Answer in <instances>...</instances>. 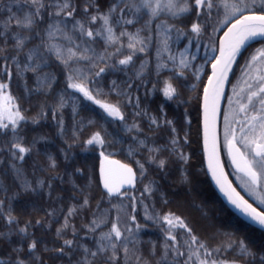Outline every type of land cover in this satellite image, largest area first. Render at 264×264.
I'll return each mask as SVG.
<instances>
[{"label": "trees", "instance_id": "trees-1", "mask_svg": "<svg viewBox=\"0 0 264 264\" xmlns=\"http://www.w3.org/2000/svg\"><path fill=\"white\" fill-rule=\"evenodd\" d=\"M51 2L53 0H44L46 7L41 11L43 19L38 20L31 31L18 29L13 21L10 31L6 33L9 49L15 43V34L32 37L26 41L20 53L19 68L8 61L10 78L0 61V82L8 84V95L14 98L16 108L28 117L16 128V135L32 149L22 161L16 159L11 154V143L14 141L11 124L8 130L0 131V200L5 202L6 207L11 205L12 215L18 220V224L9 225L6 219L0 217V233L6 234V237L0 236V258L5 264H16L17 259H23L26 264H81L87 255L85 248L96 251L101 234L109 232L112 224L117 223L122 232L117 243H126L129 254L125 259L121 250V258L116 264H136V255L141 258L140 264H144V261L147 264H183L189 255L185 245L188 236L178 225L171 229L176 241L169 240L168 243L175 244L185 255L175 257V253L170 251L167 259L164 258L165 229L169 225L158 217L172 212L181 217L211 251V256L206 257L204 251L199 250V259L193 256L189 264H199L200 259L213 258L228 261L229 264L233 261L236 264H261L264 231L243 221L225 205L204 167L202 95L211 65L217 57L219 38L227 26L213 32L209 22L204 33L197 38L195 34L182 35L176 31L180 29L188 33L194 20L190 15L175 18L164 9L158 17H152L150 9L141 8L135 15H126V19L133 20L132 24L116 23L118 17L114 16L113 26L117 34L125 30L129 33L141 30V37H150L146 50L137 52L127 66L117 63V59H122L123 55L107 63L99 61L96 67H92L88 61H80L73 66L89 77L84 83L89 90H93L94 96V90H100L97 99L120 108L124 116V120H120L108 115L83 93L67 87L68 69L56 59L54 53L46 51L48 37L45 30L54 23L48 15L52 11L48 7ZM113 2L71 0L76 7L74 18L56 17L55 20L63 19L60 28L79 44L83 38L74 32L73 23L74 20L86 19L82 11L84 5L98 4L100 11H107ZM33 10L28 0H0V22L7 21L10 15L23 19ZM89 12L94 13L95 8H89ZM222 18L223 14L216 20ZM164 22L174 24L175 28L163 32L157 25ZM99 24L98 21L92 27L96 28ZM121 40L125 45L128 43V37ZM51 42L60 47L67 45L59 33ZM209 43H213V54H209ZM3 45L4 37H0V46ZM37 46L40 50L36 58L29 62L25 54ZM92 47L102 52L106 45L98 38ZM259 48H264V40L254 43L241 55L233 70L229 89L247 57ZM122 51L127 54L131 50L125 47ZM170 56L175 60L169 59ZM181 59L188 64L187 68L180 65ZM36 64H40L36 72L29 70ZM112 64L116 66L111 67ZM101 67L105 71L96 76L95 72ZM38 76L51 77V83L44 81L38 85ZM166 81L176 89L172 99L163 95ZM61 98L64 102L62 108ZM41 112L45 115L41 116ZM32 117L38 122L33 123ZM152 117L172 123L167 125L161 122L160 127H156L151 124ZM134 123L139 125L140 131L132 128ZM173 126L175 133L171 131ZM98 131L105 143L87 144L91 135ZM174 136L179 138L177 145L171 143ZM152 149L160 151L152 152ZM181 153L186 157V162L180 158ZM103 156L135 169L138 180L134 190L126 191L127 195L111 196L102 191L98 168ZM151 156H155L157 162L160 159L165 161L163 169L150 160ZM222 159L228 172L229 161L225 153ZM53 161L54 168L51 166ZM140 164L144 165L143 173ZM41 181L43 186L40 185ZM146 187L150 189V195L145 192ZM85 199L88 200L87 205H84ZM73 206L76 214L70 222L75 226L76 235L65 230L63 237L73 239L74 244L71 249L65 247L64 253H59L55 249L64 245L57 236V229L64 224ZM132 216L135 220L131 219ZM94 219L102 222L95 232H89L84 226ZM37 220L40 224H36ZM29 221L28 235L20 234L18 229ZM127 229H131V233ZM32 240H36L37 248L30 252L28 245ZM239 241H243L252 256L240 255L236 248ZM102 243L107 244L108 241ZM230 243L231 248L228 247ZM217 248L219 252L214 251ZM106 255L101 253L95 258H88L93 264H104L103 257Z\"/></svg>", "mask_w": 264, "mask_h": 264}, {"label": "snow or ice", "instance_id": "snow-or-ice-1", "mask_svg": "<svg viewBox=\"0 0 264 264\" xmlns=\"http://www.w3.org/2000/svg\"><path fill=\"white\" fill-rule=\"evenodd\" d=\"M30 5L33 7V11L24 15L23 19H19L13 15H10L7 21L0 22V37H4V45L0 46V61L3 62L2 66L5 70V74L10 78L11 73L8 70V61L16 64L19 68V56L20 53L26 46V41L30 40L32 37L30 35L20 36L19 33L13 36L15 43L12 45V48L7 47V36L6 33L10 31L12 22L15 21V26L20 30H29L31 31L38 20L43 19L41 11L45 9L44 0H28ZM48 7L52 8V11L48 12V15L53 18L54 23L48 25L46 29V34L48 37V42L46 43V51L54 53L56 59L59 60L67 69V87L75 89L89 99L98 104L103 108L108 115L113 117H118L120 120H124V116L120 111V108L115 104L104 103L100 99H97L96 96L100 95V90H94L96 96L93 95V90H89L85 86V81L89 80V77L82 72V70L74 67L73 65L79 64L80 61H88L92 67H96L97 62L103 61L108 62L113 58H118L123 55L122 59H117L119 65H129L133 61V57L137 52H144L146 50V43L150 37H141L140 31L137 30L135 33H129L126 30L120 31L119 34L116 33L113 26V17H118L115 21L120 23L121 21L126 24H132V19H126V15L131 13L135 15L140 11L141 8L150 9L152 17H158L161 10L167 9L172 17L179 18L183 16H192L194 20L188 29V33L182 32L180 29L176 31L182 35L195 34L198 38L200 37L205 28L211 22L213 32L217 31L218 28L227 27V31L224 32V39L220 43L218 49L220 55L216 58V62L212 64V78L209 79V85L212 86V102H211V117L213 122V128L215 127L216 120V104L221 99L222 88L227 80V73L230 72L229 65L235 62V57H237L243 48L247 46V43L252 40L261 39L264 40V0H232L231 3L228 0H167V3L164 4L161 0H155L153 5V0H114V2L108 7L107 11H100L98 4L86 3L83 7V13L86 16L85 20H74L73 30L78 32L79 36L83 38L82 43L77 44L73 36L68 35L62 28L60 24L64 23V20H55L56 17H72L74 18L76 7L71 3V0H53ZM89 8H95V12H89ZM215 13V15H214ZM248 13V14H245ZM223 14L224 19L217 21L216 17ZM100 22L99 26L93 28L92 25H96L97 22ZM157 27L163 32L167 33L175 28V25H169L166 22L158 24ZM53 29L54 31H50ZM59 33L61 37L67 41V45L60 47L55 43H52V39L55 34ZM128 37V43L125 45L121 38ZM102 39L106 45L102 52H97L95 48L92 47L96 43L97 39ZM211 39V37H210ZM42 43H44L42 39ZM125 47L131 51L127 54H124L122 51ZM39 46L35 49H30L26 53L27 60L29 62L33 61L36 58L37 53L39 52ZM164 50H167V40L164 41ZM259 56L264 57V50L257 49ZM159 55V49H158ZM41 59L43 57L41 56ZM169 59L175 60V57H169ZM252 60H256L257 56L253 55ZM180 65L184 68L188 67V64L181 59ZM245 65H248V61H245ZM115 67V64L110 65ZM40 67V64H36L35 67L30 68L29 70L36 72ZM105 69L103 67L99 68V71L95 72L96 76H99L103 73ZM183 75V72L180 73ZM264 80V78H262ZM47 81L48 84L51 83V77L45 76L43 78L37 77L38 85L42 82ZM215 81V83H214ZM115 83V82H113ZM251 85L249 88L251 89ZM8 90V84L0 82V99L4 101H12L14 104V98L10 95H6ZM163 95L167 99H172L176 94V89L172 86L171 83L165 82L163 88ZM208 100L209 93L208 89H205V148L208 150L209 154V167L212 168V161L216 158V139L215 133H213V141L211 149L208 148L207 140V125H208ZM228 103L231 104L233 101L231 97L227 98ZM247 103H240L239 100L235 101L239 104V112L244 114L245 119L236 121L239 124V135L237 131L232 127L231 123L228 121L227 116L225 117V139L228 140V146L230 153L233 154V162L236 163L240 171L244 172L249 178L253 185L264 184V82H261L258 87L250 91L249 95L246 97ZM64 106L63 98H61L60 107ZM6 109L3 106H0V131L8 130L9 124H11V131L14 134V141L11 143V154L18 160H23L25 155L31 152V147L26 146L22 142V138L16 135V128L20 126L21 121H27L26 117L17 107L15 112L9 110L8 123L4 122L3 112ZM163 113V106L160 109ZM251 113V114H250ZM41 116L45 113L41 112ZM140 115V113H136ZM55 117V111L53 112ZM32 122L37 123L38 120L35 117H32ZM164 123L171 125V121L162 120L158 121L155 117L151 118V124L156 127H160V124ZM62 124V121L60 122ZM132 128L140 131L139 125L133 124ZM132 129L130 128L129 131ZM171 131L175 133V127L173 126ZM231 139H228V137ZM87 144L92 145L94 143L103 145L105 143L104 138L101 133L95 132L91 137L86 141ZM143 144V141H140ZM173 145L179 143V138L174 136L171 140ZM237 145H242L243 148L248 150L246 154L241 150V147ZM152 152H158L159 149H152ZM180 158L184 159L186 162V157L181 153ZM108 158L105 157V160ZM150 160L152 162H157L155 156H151ZM111 165H117L120 173L119 179H113V173L109 169L105 171L102 167L101 171L104 174V188L107 189L108 194L111 195H127L126 192H121L120 189L124 185L132 186L134 184L136 174L133 172L132 168L127 165H120L116 161H108ZM137 163H139L137 161ZM158 166L163 169L165 161L160 159ZM51 166L55 167V162L53 161ZM141 172L144 171V165L140 164ZM213 175H216L215 169H213ZM217 183L221 184V180L218 178ZM40 185L43 186V181L40 182ZM50 186V185H49ZM223 190V184H221ZM145 192L151 194L148 187L145 188ZM231 202L236 208L240 209L243 213L249 216L252 220L259 223L264 227V210H258L257 207H253L251 203L244 199L235 188L228 186V191L225 193ZM130 199H135L134 197H129ZM88 204V200H84V205ZM260 204H264V199L260 200ZM83 206V205H82ZM76 214V208L73 206L68 211V215L65 217L64 224L61 228L57 229V236L63 240L64 247L55 249L59 253H64V248H72L74 244L73 239H64L63 234L65 230H70L73 236L76 235L75 226L71 224V217ZM0 217L6 219L9 225L14 223L18 224V220L15 216L12 215L11 205L5 206V202L0 200ZM151 218V217H149ZM119 217H117V220ZM131 219L135 220V217L132 216ZM162 222H166L169 225V228L165 229L166 240L164 245V258L167 259L168 253L170 251L175 253V257L184 256L185 252L181 251L180 248L176 247L175 244H169L168 241H176V236L172 234L171 229L177 225L185 231V234L188 236V239L185 241L187 250L189 251L188 258L183 261V264H189L193 256H196L199 259V250L204 251L206 257L211 256V251L208 246L200 241V239L192 233V229L187 226L183 219L179 216H176L175 213L169 212L166 215L159 216ZM100 222L94 219L90 224L85 225L89 232H95L96 228L100 226ZM36 224H40V221L37 220ZM31 226V221L27 222L24 227L18 229L19 233L27 236L29 227ZM138 227V226H137ZM131 233V229H127ZM0 236H5L6 234L0 233ZM122 232L117 226V223H113L111 229L107 233H102L100 236V241L98 242V247L96 251H91L85 248V253L87 255L84 258V261L81 264H93V261L88 257L95 258L101 253H107L103 257L104 264H116V261L120 260L119 252L122 250L125 256V259L128 258L129 248L127 244H119L117 241L120 240ZM115 237V240L113 239ZM108 241L107 244L102 243V241ZM195 246V247H194ZM229 248L232 247L230 243ZM37 248L36 240H32L28 245L30 252L34 251ZM236 248L239 249L241 256H252V253L248 250L247 246L243 241L236 242ZM13 251H18L14 249ZM45 251H48L45 248ZM138 251V250H137ZM214 251L219 252L220 249H214ZM134 255H136L134 253ZM140 256L136 255V264H140ZM261 264H264V257H261ZM0 264H5V261L0 258ZM16 264H26L23 259H17ZM144 264H147V261H144ZM199 264H229L228 261H219L215 258L211 260L200 259ZM232 264H236V261H233Z\"/></svg>", "mask_w": 264, "mask_h": 264}, {"label": "water", "instance_id": "water-1", "mask_svg": "<svg viewBox=\"0 0 264 264\" xmlns=\"http://www.w3.org/2000/svg\"><path fill=\"white\" fill-rule=\"evenodd\" d=\"M228 26H230V25H228ZM227 27L225 28V30L223 31V33L221 34V36L219 38L218 49L220 47V43L224 39V35L223 34H224L225 31H227ZM257 41H261V39H256V40L249 41L247 43V46L241 50V53L237 57H235V62L233 64L229 65L230 72L227 73V74H230V77H231V74H232V72L234 70V67H235L236 63L238 62V60H239L240 56L243 54V52H245L251 45H253ZM219 55H220V53L218 51L216 58H218ZM215 62H216V60H215ZM210 78H212V65H211V68H210V76H209V78L207 80V83H206L204 91H203L202 103H201L202 138H203V149H204V167H205L206 173L208 175V178H209L210 182L212 183V186L214 187V189L216 190V192L218 193V195L220 196L222 201L225 203V205L233 213H235L237 216H239L243 221L247 222L248 224H250L251 226H253L255 228H258L259 230L264 231V227H262L256 221L252 220L249 216H247L245 213H243L240 209H238L234 205H232L231 202L229 201L227 195L225 194L228 191V186L229 185L232 188H235V187H234L233 183L231 182V180L229 179V177H228V175H227V173L225 171V168H224V165H223V161H222L221 150H220V142H219V112H220V109L217 112V108H216L215 127L213 128V122H212V117H211L212 86L209 85V79ZM214 83H215V81H214ZM206 88L208 89V93H209V100H208V125H207V140H208V148H209V150L211 149V146H212L213 133H215V139H216V158L212 161V165H213L212 168L209 167V154H208V150H206V148H205V132H206V128H205V114H206L205 113V89ZM228 154H229V159H230V162H231L233 168L235 170H237L238 172L245 174L244 172L240 171L239 168L237 167L236 163L233 162V154L230 153L229 148H228ZM108 161L119 162V161L114 160V159L105 160V157H103L101 159V161H100L99 168H98L99 181H100V185H101L102 191L104 193H106V194H108V192H107V189L104 188V174H102V171H101L102 167L105 169V171H108L109 169L112 171L114 180H118L119 179V173H120V170H119L118 166L117 165H111V164L108 163ZM119 164L123 165L120 162H119ZM213 169H215V172H216L215 176L213 175ZM132 170L136 174L135 180H134V184L132 186L124 185L120 189L121 192L127 191V190H134L136 188V182H137L138 176H137L136 171L133 168H132ZM218 178L221 180V184H223V190H222L221 184L217 183V179ZM253 207H255V206H253Z\"/></svg>", "mask_w": 264, "mask_h": 264}, {"label": "rangeland", "instance_id": "rangeland-1", "mask_svg": "<svg viewBox=\"0 0 264 264\" xmlns=\"http://www.w3.org/2000/svg\"><path fill=\"white\" fill-rule=\"evenodd\" d=\"M163 3H167V0H161ZM224 19V16L221 20ZM261 50H264V48H259ZM214 53L213 43H209V54ZM253 55L257 56L256 60H252L251 57ZM248 61V65H245V62L243 63V66L240 68V70L237 71L233 83L231 85V88L229 89L230 79L227 85V89L224 95L223 103L220 108L219 112V142H220V150H221V156L223 153L226 155L228 154V140L225 139V117L227 116L228 121L231 123L232 127L236 129L237 135H239V124L236 123V121L244 120V114L239 112V104H237L235 101L239 100L240 103H247L246 97L249 95L250 91L255 90L258 85L261 82H264L262 78H264V57L259 56L257 53V50L252 52L246 59ZM231 78V77H230ZM249 85H251V89L249 88ZM230 90V91H229ZM8 95V93H6ZM231 97L232 103L229 104L227 98ZM0 106H3L6 110L3 112L4 116V122L7 123L8 121V115L9 110L11 112H15L17 110L16 105L13 104L12 101H4L0 99ZM251 114V113H250ZM228 139H231L229 136ZM246 154L249 155V158H251V155L248 153V150L243 148L242 145H239ZM223 161V160H222ZM241 180V185L244 189H246L254 199L260 204V200L264 199V193L260 194L256 191L255 186L259 187L260 184L252 185L251 181H249V185L253 186L251 188L254 189V191L250 188H248L246 181L239 177ZM264 207V204H260Z\"/></svg>", "mask_w": 264, "mask_h": 264}, {"label": "flooded vegetation", "instance_id": "flooded-vegetation-1", "mask_svg": "<svg viewBox=\"0 0 264 264\" xmlns=\"http://www.w3.org/2000/svg\"><path fill=\"white\" fill-rule=\"evenodd\" d=\"M242 150V149H241ZM227 158H228V160H229V155L227 154ZM229 169H228V175H229V177H230V180L232 181V183H233V185L236 187V189L241 193V195L245 198V199H247L251 204H253L255 207H257L258 209H260V210H264V207L263 206H261L257 201H256V199H254L253 198V196L246 190V189H244L243 187H242V185H241V180L239 179V177H241V178H243L245 181H246V183L248 182L249 183V181L248 180H250V178L247 176V175H245V174H243V173H240V172H238L237 170H235L234 168H233V166H232V164H231V162H230V160H229V167H228ZM248 179V180H247ZM247 183V187L248 188H250V189H252L253 191H254V189L253 188H255L256 189V191L258 192V193H260V194H263L264 193V184H260L259 185V187H257V186H255V187H253L252 185L250 186L249 184ZM251 187H253V188H251Z\"/></svg>", "mask_w": 264, "mask_h": 264}, {"label": "bare ground", "instance_id": "bare-ground-1", "mask_svg": "<svg viewBox=\"0 0 264 264\" xmlns=\"http://www.w3.org/2000/svg\"><path fill=\"white\" fill-rule=\"evenodd\" d=\"M229 78H230V74H227V80L222 88V95H221V99L217 102L216 104V108H217V112L219 111L222 103H223V99H224V95H225V92H226V89H227V85H228V82H229Z\"/></svg>", "mask_w": 264, "mask_h": 264}]
</instances>
